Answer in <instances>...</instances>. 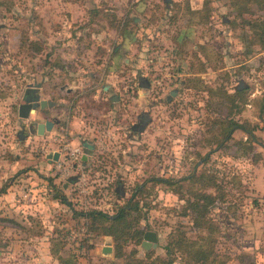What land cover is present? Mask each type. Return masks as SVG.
Wrapping results in <instances>:
<instances>
[{"label": "rangeland", "instance_id": "rangeland-1", "mask_svg": "<svg viewBox=\"0 0 264 264\" xmlns=\"http://www.w3.org/2000/svg\"><path fill=\"white\" fill-rule=\"evenodd\" d=\"M206 1L192 13L194 0H0V264L121 262L111 238L75 212L112 215L130 198L157 241L127 242L125 253L163 256L175 229L198 240L204 230L181 212L186 182L176 191L153 178L201 170L220 186L207 212L218 259L264 264V150L240 130L217 146L216 125L224 94L247 86L226 118L254 126L264 144V53L249 32L264 15L234 17L231 0ZM27 84L52 105L25 119L17 106ZM44 120H54L49 131L28 132ZM83 140L93 148L71 170L68 154ZM75 172L79 185L67 182ZM171 264H183L178 252Z\"/></svg>", "mask_w": 264, "mask_h": 264}, {"label": "trees", "instance_id": "trees-1", "mask_svg": "<svg viewBox=\"0 0 264 264\" xmlns=\"http://www.w3.org/2000/svg\"><path fill=\"white\" fill-rule=\"evenodd\" d=\"M207 5V1L202 0L201 9L206 11ZM230 6L234 12V17H240L244 13L253 14L256 11L264 15V0H231ZM194 11L192 10L190 12L198 13L196 11L199 10ZM229 24L231 25V22H229ZM249 30L250 32H258L253 39V43H258L260 48L264 50V18L252 20L249 24ZM246 91L247 86H244L236 88L232 94H224L222 103L225 102L228 104L226 117L230 114L231 107L238 110L236 101H244ZM259 109L264 113V94L260 97ZM226 117L216 121V125H218L221 130L217 146H221L224 141L229 139L234 130H240L245 133L249 142L259 144L264 150V144L257 141V137L253 133L254 126L247 128L244 123H239ZM205 158L206 157H203V159ZM153 180L154 182L169 187L176 186V191H178V188L184 187V184H182L183 181L186 182L187 188L185 192L187 197H185L184 204L182 205V215L190 213L191 225L197 230H204V234L198 236V240H191L187 238L180 229H175L174 232L169 233L166 237L163 246V256H155L151 259L152 251L148 250L144 251V258H138L135 256V249L130 250L128 253H125L123 250L127 242L138 245L144 231L138 226L140 207L137 200L131 201L130 198L126 205L119 206L112 215L106 214L100 210L75 212V215L87 220L89 228L96 234L109 236L111 238L113 243V258L122 259L121 262L116 261L111 264H171L174 261L175 252L180 254L183 264H223L224 261L218 259V254L213 250V244L215 242L214 234L217 231V227L213 224L212 220L207 217V212L210 209L209 207L220 197V193L218 192L220 186L216 183L214 174L206 170H201L199 173L193 172L192 174L176 179L156 177L153 178ZM207 189H212L213 192H208ZM3 191L4 187L0 188V193ZM138 191L139 187H135L133 193L135 194ZM58 199L64 202L63 196L59 195Z\"/></svg>", "mask_w": 264, "mask_h": 264}, {"label": "water", "instance_id": "water-1", "mask_svg": "<svg viewBox=\"0 0 264 264\" xmlns=\"http://www.w3.org/2000/svg\"><path fill=\"white\" fill-rule=\"evenodd\" d=\"M174 93L173 90L169 92V95ZM169 100V96L166 97ZM22 103L17 106V116L21 118H28L30 113H33L36 109L42 110L45 106H51L52 102L50 100L41 99L39 96V89L37 86L32 84H27L22 93ZM54 120H44L43 122H38L35 124V128L33 130L32 126H28V132L32 133L35 131L36 134L42 135L44 131H49L53 125ZM81 146L83 148L92 149V145L86 142H82ZM57 152H47L45 157L51 160L57 159ZM82 160H86V154L84 153L81 156ZM75 180L74 177L68 178L67 182H73ZM157 237L155 232L153 231H144L142 234V240L140 245L144 249H148L149 246L154 248L156 246ZM111 251L110 247L105 246L102 249L103 253L108 254Z\"/></svg>", "mask_w": 264, "mask_h": 264}, {"label": "built area", "instance_id": "built-area-1", "mask_svg": "<svg viewBox=\"0 0 264 264\" xmlns=\"http://www.w3.org/2000/svg\"><path fill=\"white\" fill-rule=\"evenodd\" d=\"M83 154H84V151H83V147L81 145H78L75 148L70 149V152L68 154L69 155L68 160L65 162V163L69 164V169L72 170V168L74 166L75 169L78 167V169L82 170L83 167L81 166V161H82L81 156ZM59 155H60V153H58L56 160H58V158H60ZM62 159H65V158H62ZM62 159H61V161H62ZM77 173L78 172H75V176H73V177L75 178V180H74V181H76L75 183L77 185H79L81 183L80 180H82V175H80V173H78L79 174L78 175Z\"/></svg>", "mask_w": 264, "mask_h": 264}, {"label": "crops", "instance_id": "crops-1", "mask_svg": "<svg viewBox=\"0 0 264 264\" xmlns=\"http://www.w3.org/2000/svg\"><path fill=\"white\" fill-rule=\"evenodd\" d=\"M190 1H192V0H189V2H190ZM194 2H195V7H193V6L190 5V10H193V9H194V10H195V9H199L200 6H201V2H202V0H194ZM244 14H246V13H244ZM249 32H250V30H249ZM261 52L264 53V50H262ZM35 86L38 87V85H35ZM39 88H40V87H38V89H39ZM39 90H40V89H39ZM39 93H40V92H39ZM251 94H252V93H251ZM253 95H254V93H253ZM52 126H53V125H52ZM51 128H52V127H51ZM262 130L264 131L263 128H262ZM82 142H86V143H88V144H91V143H89L90 141L87 142V141H84V140H83V141H81V143H82ZM91 145H92V144H91ZM87 159H88V158H87V156H86V160H87Z\"/></svg>", "mask_w": 264, "mask_h": 264}, {"label": "flooded vegetation", "instance_id": "flooded-vegetation-1", "mask_svg": "<svg viewBox=\"0 0 264 264\" xmlns=\"http://www.w3.org/2000/svg\"><path fill=\"white\" fill-rule=\"evenodd\" d=\"M92 146H93V145H92ZM92 148H93V147H92ZM84 149H85V150H90V149H87V148H84ZM86 161H87V160H82V161H81V166H82V167L85 166Z\"/></svg>", "mask_w": 264, "mask_h": 264}]
</instances>
